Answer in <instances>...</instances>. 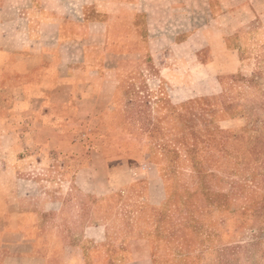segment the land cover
Returning a JSON list of instances; mask_svg holds the SVG:
<instances>
[{
	"label": "rangeland",
	"instance_id": "rangeland-1",
	"mask_svg": "<svg viewBox=\"0 0 264 264\" xmlns=\"http://www.w3.org/2000/svg\"><path fill=\"white\" fill-rule=\"evenodd\" d=\"M21 1L0 0L3 48L18 40L15 27L26 28L12 8ZM4 2L10 6L3 9ZM165 17V24L152 29L168 38L202 27L198 16L189 19L182 10H169ZM141 22L137 18L140 27ZM117 45L125 49L124 42ZM126 45L134 52L128 61L115 59L128 68L120 74L113 106L98 120L84 123L89 129L85 144L107 148L109 157L115 150L131 155L141 176L116 194L120 207L114 226H124L137 246L144 244L140 238L149 241V264H264V44L248 45L241 71L229 73L205 71L200 64L204 52L196 56L176 40ZM11 96L0 86V132L12 124ZM4 143L9 148L12 140ZM2 160L9 168H2ZM14 160L12 149L0 151V264H35L8 259L6 242L15 241L11 232L18 225L37 238L40 255L51 254L50 264H68L65 247L82 243L96 199L74 190L65 214L59 208L45 212L47 200L56 203L64 194L61 179L70 171L59 158L47 161L50 166L18 170L12 167ZM145 164L162 185L158 205L144 198ZM100 261L89 264H106Z\"/></svg>",
	"mask_w": 264,
	"mask_h": 264
},
{
	"label": "crops",
	"instance_id": "crops-1",
	"mask_svg": "<svg viewBox=\"0 0 264 264\" xmlns=\"http://www.w3.org/2000/svg\"><path fill=\"white\" fill-rule=\"evenodd\" d=\"M9 6L2 3L3 9ZM12 8L26 28L22 32V27H15L18 40L13 47L0 45V86L12 95L8 118L12 124L0 132V151L12 149L15 170L45 166L59 158L57 162L70 171L61 179L64 194L56 203L47 200L45 212L59 208L65 214L74 190L96 199L82 229V243L65 247L68 264H89L91 259L149 264V241L140 238L144 244L137 246L126 237L124 226L116 228L113 223L119 217L116 194L141 181L135 161L119 150L109 157L107 148L85 144L89 129L84 123L98 120L113 106L120 74L128 68L115 59L128 61L134 52L127 42L176 40L196 56L204 52L206 59L200 64L205 71H241L244 49L264 44V0H23ZM169 10H182L189 19L198 16L202 27L187 30L181 38L153 30L166 23ZM118 42H124L125 49L120 50ZM8 139L9 148L4 143ZM1 165L9 168L3 160ZM143 169L148 174L145 201L158 205L163 200L159 177L152 167L145 164ZM11 233L16 239L6 242L8 259L50 264L51 254L40 255L37 238L26 227L18 225Z\"/></svg>",
	"mask_w": 264,
	"mask_h": 264
}]
</instances>
